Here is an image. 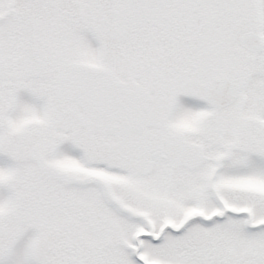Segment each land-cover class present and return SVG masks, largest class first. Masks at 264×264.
Returning a JSON list of instances; mask_svg holds the SVG:
<instances>
[{
  "label": "snow or ice",
  "instance_id": "snow-or-ice-1",
  "mask_svg": "<svg viewBox=\"0 0 264 264\" xmlns=\"http://www.w3.org/2000/svg\"><path fill=\"white\" fill-rule=\"evenodd\" d=\"M0 264H264V0H0Z\"/></svg>",
  "mask_w": 264,
  "mask_h": 264
}]
</instances>
